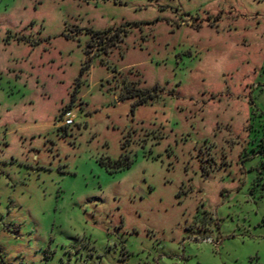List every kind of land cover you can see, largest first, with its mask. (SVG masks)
I'll use <instances>...</instances> for the list:
<instances>
[{"label":"rangeland","instance_id":"374dc122","mask_svg":"<svg viewBox=\"0 0 264 264\" xmlns=\"http://www.w3.org/2000/svg\"><path fill=\"white\" fill-rule=\"evenodd\" d=\"M0 264H264V0H0Z\"/></svg>","mask_w":264,"mask_h":264},{"label":"trees","instance_id":"16d2710c","mask_svg":"<svg viewBox=\"0 0 264 264\" xmlns=\"http://www.w3.org/2000/svg\"><path fill=\"white\" fill-rule=\"evenodd\" d=\"M85 69H86V67H83L81 69L80 73L83 74ZM124 98L125 99L126 98H138V100L135 103L136 106L146 104L147 101L149 99H151V98H148L147 96H143L142 92L135 91L132 89L128 90L127 96H125ZM64 129H66V128H64ZM131 163H132L131 160H129V158L126 156V157H121L120 159H118L117 161H115L113 163H108L107 167L106 166L105 167L108 170V172L110 174H112V173H116V172L128 169L130 167Z\"/></svg>","mask_w":264,"mask_h":264},{"label":"built area","instance_id":"2783aa9c","mask_svg":"<svg viewBox=\"0 0 264 264\" xmlns=\"http://www.w3.org/2000/svg\"><path fill=\"white\" fill-rule=\"evenodd\" d=\"M60 125L62 128H71L72 126L75 125V117L72 113V111H65L62 114L61 120H60Z\"/></svg>","mask_w":264,"mask_h":264}]
</instances>
